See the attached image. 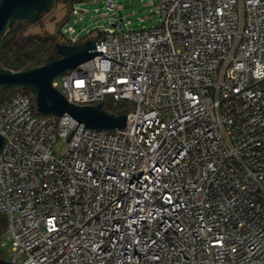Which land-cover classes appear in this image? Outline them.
Returning <instances> with one entry per match:
<instances>
[{"label":"built area","instance_id":"2783aa9c","mask_svg":"<svg viewBox=\"0 0 264 264\" xmlns=\"http://www.w3.org/2000/svg\"><path fill=\"white\" fill-rule=\"evenodd\" d=\"M103 8L96 49L118 61L97 53L52 85L126 101L123 128L40 113L20 87L0 100L6 260L264 264V0H157L159 23L140 29L117 0Z\"/></svg>","mask_w":264,"mask_h":264},{"label":"water","instance_id":"95a60500","mask_svg":"<svg viewBox=\"0 0 264 264\" xmlns=\"http://www.w3.org/2000/svg\"><path fill=\"white\" fill-rule=\"evenodd\" d=\"M52 2L53 0H0V41L13 21L34 22L40 13L50 8ZM53 44L56 55L48 57L38 65L21 69L0 66V91L20 87L34 94L35 108L40 113L57 116L66 113L78 123L92 128H123L126 121L125 112H110L104 107L103 102L75 103L52 85L55 76L97 53L104 54L101 49H96L94 37H86L73 43L55 41ZM3 144L4 137L0 134V152ZM0 264L14 263L0 257Z\"/></svg>","mask_w":264,"mask_h":264},{"label":"rangeland","instance_id":"374dc122","mask_svg":"<svg viewBox=\"0 0 264 264\" xmlns=\"http://www.w3.org/2000/svg\"><path fill=\"white\" fill-rule=\"evenodd\" d=\"M79 0H73L78 3ZM119 8L117 15H122L124 21L129 20L127 28L140 29L144 27L155 26L160 21V15L156 12L157 0H117ZM71 0H53L52 5L46 11L40 13L38 19L34 22L26 20H16L9 27L15 29V37L18 40H24L31 36H50L52 45L49 51L54 48L55 41H64L62 35L63 28L67 25H72L75 29L73 35L77 39L86 37H95L98 30H102L104 26L110 24L112 15L104 13L103 0H85L82 6L87 8V12H82V17L79 18L77 14L71 12ZM98 7L99 11L94 8ZM70 37L69 33H64ZM49 53V52H48ZM10 92H12L10 90ZM5 96V93L0 94V100ZM128 105L126 101L119 100L115 97L107 95L104 106H117L124 108ZM64 143H56V152L64 148ZM1 216H4L1 214ZM5 218V217H4ZM12 255L11 240L5 226L0 227V256L5 259H10Z\"/></svg>","mask_w":264,"mask_h":264},{"label":"trees","instance_id":"16d2710c","mask_svg":"<svg viewBox=\"0 0 264 264\" xmlns=\"http://www.w3.org/2000/svg\"><path fill=\"white\" fill-rule=\"evenodd\" d=\"M52 41L50 36H31L20 41L15 37V29L9 28L0 41V66L21 69L38 65L48 57L56 55L54 48L49 51ZM10 90L0 91V94L5 93L3 97L6 98L11 93ZM104 107L113 113L122 110L117 106ZM1 226H5L4 216H0Z\"/></svg>","mask_w":264,"mask_h":264}]
</instances>
